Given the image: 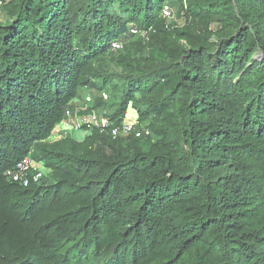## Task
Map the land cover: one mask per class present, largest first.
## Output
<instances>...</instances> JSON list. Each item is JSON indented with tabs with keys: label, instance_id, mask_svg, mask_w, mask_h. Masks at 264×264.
I'll use <instances>...</instances> for the list:
<instances>
[{
	"label": "trees",
	"instance_id": "obj_1",
	"mask_svg": "<svg viewBox=\"0 0 264 264\" xmlns=\"http://www.w3.org/2000/svg\"><path fill=\"white\" fill-rule=\"evenodd\" d=\"M0 7V264H264V0ZM88 89L150 135L50 141Z\"/></svg>",
	"mask_w": 264,
	"mask_h": 264
},
{
	"label": "built area",
	"instance_id": "obj_2",
	"mask_svg": "<svg viewBox=\"0 0 264 264\" xmlns=\"http://www.w3.org/2000/svg\"><path fill=\"white\" fill-rule=\"evenodd\" d=\"M164 17L170 24L172 20L175 19L172 10L168 7L164 9ZM121 47L122 46L118 43L113 44V50L115 51L121 49ZM99 97L104 101L109 99L106 93H102ZM93 102V98L88 96L80 107L75 108L74 111H67L66 118L55 128L50 141L65 139L68 136L74 135L75 132L78 133L83 130L91 133L94 129H98L101 132L109 130L114 138L119 137L121 131L130 135H135L137 138L148 137L150 135L148 129L139 127L140 123L137 116L131 117L128 111L124 116L122 125L120 127L114 126L113 122L107 118L105 112H99L94 109L91 110ZM36 170L37 168H35L31 159L26 158L17 166L16 170L9 172L8 176L12 181L27 186L30 176L33 175ZM41 176L42 174H39L37 177H34V179L38 180Z\"/></svg>",
	"mask_w": 264,
	"mask_h": 264
},
{
	"label": "rangeland",
	"instance_id": "obj_3",
	"mask_svg": "<svg viewBox=\"0 0 264 264\" xmlns=\"http://www.w3.org/2000/svg\"><path fill=\"white\" fill-rule=\"evenodd\" d=\"M5 19H6V15H5V13L3 12L2 8L0 7V22H4ZM183 24H184V20H177V19L172 20V25L182 26ZM212 28H214L215 30H218V29L220 28V26H219V25H214V26H212ZM113 68H116V67L113 66ZM100 94H101V93L98 92L97 90H94V89H88V90H86V91L81 92V97H82V99H85V100H86V98H87L88 96H91V97L93 98V101L95 102V99H96L97 97H99ZM108 95H109V93H108ZM109 98H110V95H109ZM85 100H84V102H85ZM84 102H83V103H84ZM108 104H109V105H114L115 102L112 101L111 98H110ZM109 105H108V106H109ZM92 106H93V104H92ZM92 106H91V108H92ZM98 110H100V109H98ZM109 110H110V109L108 108V113H110V111H111V110H110V111H109ZM99 112H100V111H99ZM128 112H129V114L131 115V117H135V116H136V111H135L132 107L129 108ZM99 131H100V130H99ZM105 132H108V131H105ZM103 133H104V132H103ZM88 135H90V133H88L87 131L83 130V131L78 132V133L75 132V134H74V135H71L70 137H72L73 139H75V140L81 142V141H83ZM131 136H132V135H130V134L124 132V131H121V134H120L119 137L122 138L123 140H128L129 138H131ZM39 173L42 174V176H46V181H44V182L49 183V182L51 181V174H50V171L45 170L44 168L41 167V169H39Z\"/></svg>",
	"mask_w": 264,
	"mask_h": 264
}]
</instances>
